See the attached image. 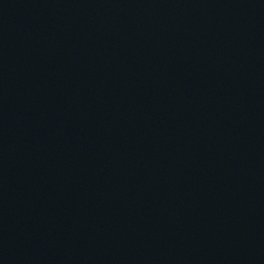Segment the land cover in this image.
<instances>
[{
	"label": "water",
	"instance_id": "water-1",
	"mask_svg": "<svg viewBox=\"0 0 264 264\" xmlns=\"http://www.w3.org/2000/svg\"><path fill=\"white\" fill-rule=\"evenodd\" d=\"M0 264H264V0H0Z\"/></svg>",
	"mask_w": 264,
	"mask_h": 264
}]
</instances>
